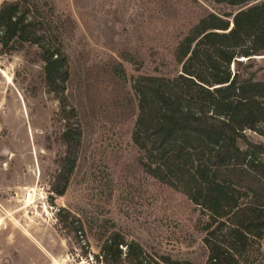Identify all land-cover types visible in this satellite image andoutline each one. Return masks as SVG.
<instances>
[{"label":"rangeland","instance_id":"obj_1","mask_svg":"<svg viewBox=\"0 0 264 264\" xmlns=\"http://www.w3.org/2000/svg\"><path fill=\"white\" fill-rule=\"evenodd\" d=\"M5 1L11 0L0 4ZM36 1L54 27H69L58 29L81 146L64 196L51 199L64 152L58 103L46 90L34 46L0 52V264H104L96 256L113 232L155 258L205 264L199 224L205 216L140 165L131 141L132 83L142 75L179 73L176 44L202 13L230 10L208 0ZM251 62L264 81V55ZM246 136L264 145V136ZM254 250L244 264H264L262 249Z\"/></svg>","mask_w":264,"mask_h":264},{"label":"trees","instance_id":"obj_2","mask_svg":"<svg viewBox=\"0 0 264 264\" xmlns=\"http://www.w3.org/2000/svg\"><path fill=\"white\" fill-rule=\"evenodd\" d=\"M208 1L230 11L202 13L176 44L172 57L179 73L133 80L131 141L144 173L205 216L199 223L205 264H244L255 245L264 253V145L246 136H264V81L256 79L251 62L264 55V0ZM65 27L46 20L36 0L0 4V52L34 46L46 90L58 103L55 117L63 126L64 152L50 184L51 199L64 196L82 138L66 95L70 71L58 29ZM60 222L66 225L68 219ZM77 232L83 234L81 225ZM96 259L104 264H196L155 258L117 232L104 237Z\"/></svg>","mask_w":264,"mask_h":264},{"label":"water","instance_id":"obj_3","mask_svg":"<svg viewBox=\"0 0 264 264\" xmlns=\"http://www.w3.org/2000/svg\"><path fill=\"white\" fill-rule=\"evenodd\" d=\"M231 26H232V24H231Z\"/></svg>","mask_w":264,"mask_h":264}]
</instances>
